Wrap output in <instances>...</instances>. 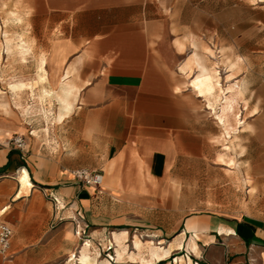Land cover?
<instances>
[{
	"label": "crops",
	"instance_id": "crops-1",
	"mask_svg": "<svg viewBox=\"0 0 264 264\" xmlns=\"http://www.w3.org/2000/svg\"><path fill=\"white\" fill-rule=\"evenodd\" d=\"M148 1L0 0V33L8 13L18 24L12 33L38 35L11 63L0 50V82L12 80L14 100L31 98L15 106L11 126L0 119V183H18L7 206L0 186V223L14 231L10 259L0 255V264H58L70 254L98 264L86 247L74 253L84 228L120 232L125 253L120 241L131 231L156 232L159 242L141 241L162 264L173 254L174 264H264V221L182 213L197 209L196 198L181 201L173 186L197 178L210 154L212 120L197 98L210 110L211 73L201 58L181 67L191 74L195 63L189 86L197 97L170 79L155 55L164 44H150L142 20ZM11 136L25 138V151L6 144ZM78 170L101 174V186L76 180ZM35 191L56 197L58 209L23 201Z\"/></svg>",
	"mask_w": 264,
	"mask_h": 264
},
{
	"label": "rangeland",
	"instance_id": "rangeland-1",
	"mask_svg": "<svg viewBox=\"0 0 264 264\" xmlns=\"http://www.w3.org/2000/svg\"><path fill=\"white\" fill-rule=\"evenodd\" d=\"M142 20L144 23L147 21L150 44H164L155 55L166 59L165 69L170 79L178 82L180 88L188 89L197 97L189 86V81L198 70L195 63L192 65L193 73H179L181 67L192 58H201L210 73L219 74L224 89L234 84L240 86L232 91L235 107L231 115V135L226 133L216 114L207 109L204 99L197 98L200 108L212 120L210 154L200 165L197 178L185 177L173 186L177 191L175 196L181 201L194 204L193 198H196L197 209L182 213L248 216L264 221V0H149ZM16 21L6 13V32L0 33V50L5 48L9 63L20 55L17 46L21 41L35 43L38 36L34 33H12L11 30L18 26H15ZM8 46L14 51L11 54ZM11 71V66L5 67L6 79L11 77ZM207 82L209 92L214 91L211 77ZM11 83L12 80L0 82L1 90L6 93L0 96V119H4L10 126L15 106H27L31 99L22 96L14 100ZM39 101L41 99L37 100L38 103ZM50 102L49 99L48 104ZM224 102V94H220L216 105L217 113ZM15 137L11 136L6 144L14 147L12 142ZM0 186L10 193L5 204L7 206L9 199L12 200L15 196L18 183H0ZM192 189L197 190L195 195L189 193ZM23 201H32L38 205L51 204L49 194L39 191L26 196ZM1 223L9 224L5 220ZM84 229L85 233L81 237L77 236L79 242L74 253L78 256L82 248L86 247L92 259L98 260V264H162L151 258L148 248L139 255L134 243L136 238L143 242L157 243L160 238L156 232L131 231L128 242L125 239L120 241L128 246L125 253V247L120 248L116 240V237H120V232L107 231L101 235L93 233L89 228ZM117 249L123 253L120 258ZM175 257L176 254H173L167 262L174 264ZM58 264L79 262L70 254Z\"/></svg>",
	"mask_w": 264,
	"mask_h": 264
},
{
	"label": "bare ground",
	"instance_id": "bare-ground-1",
	"mask_svg": "<svg viewBox=\"0 0 264 264\" xmlns=\"http://www.w3.org/2000/svg\"><path fill=\"white\" fill-rule=\"evenodd\" d=\"M16 38V37H15ZM22 43L20 45H18V51L19 54H21L23 57L29 53V49L26 46V43L24 41H21ZM11 45V44H10ZM16 46V45H15ZM9 47V46H8ZM16 50V51H17ZM12 48L9 47L8 48V52L9 54L12 53ZM14 52V51H13ZM20 55V56H21ZM27 56V55H26ZM195 57V56H194ZM193 59V58H192ZM191 64V63H190ZM186 65V64H185ZM186 67V66H185ZM203 71V70H202ZM182 72V71H181ZM186 72V71H185ZM184 72V73H185ZM212 72V71H211ZM217 72V71H216ZM198 73V72H197ZM204 74V72H202ZM206 78L208 79L209 77H211L212 81L214 82V87L215 89H217L216 91H211L208 93V95L206 96V100L208 103V108L210 109V111L214 112V114H216L218 120L225 126L226 130H227V134L231 135V131L233 130V125L231 124V115L232 112L234 110L235 107V97H234V93L232 91H234L235 89H239V84H234L232 86H229L228 88L224 89L221 83V78L219 76V74H215V73H211V74H207L205 72ZM24 77V76H23ZM13 78V77H12ZM196 79V78H195ZM4 83V82H3ZM26 84V83H25ZM25 84H21V87L25 88ZM70 85V84H69ZM20 86V85H19ZM11 88H13L11 86ZM16 88V87H15ZM23 88V89H24ZM28 88V87H27ZM67 88V87H66ZM70 88V87H68ZM17 90V89H16ZM12 91V90H11ZM72 91V90H71ZM70 92V91H69ZM228 93H231L229 96H227ZM69 94V93H68ZM220 94H224V104L221 107V110L219 113L216 112V105L219 102L220 99ZM63 95V94H62ZM72 95V94H71ZM74 95V94H73ZM60 96V95H59ZM58 96V97H59ZM67 96V95H66ZM70 96V95H69ZM72 99V98H71ZM204 99V98H203ZM65 100V99H64ZM33 101V100H32ZM62 102V100H60ZM34 102V101H33ZM71 102V101H70ZM68 107V106H67ZM62 108V107H61ZM41 115V114H40ZM239 122V121H238ZM25 174V173H24ZM21 175V174H20ZM29 179V178H28ZM21 181V179H20ZM23 183V182H22ZM24 184V183H23ZM25 186V185H24ZM32 189V188H31ZM25 190V189H24ZM22 192V191H21ZM25 192V191H24ZM6 209V208H5ZM5 211H0V218L1 216H3ZM127 232H124V237L127 238ZM121 239V237H120ZM127 240V239H126ZM119 243V242H118ZM135 246L137 248V251L139 252V255L143 254V251L145 249V245L140 241L139 238H136L135 241ZM166 246V245H165ZM121 247V245H120ZM119 250V249H118ZM134 255V253H132ZM164 254V253H162ZM161 254V255H162ZM123 253L119 252L118 256L119 258L122 257ZM164 256V255H163ZM89 257V256H88ZM92 262V259L90 260ZM81 262V260H80ZM183 262V261H182ZM82 264H91L89 261L85 260L84 258L82 259ZM93 264V263H92ZM95 264V263H94Z\"/></svg>",
	"mask_w": 264,
	"mask_h": 264
},
{
	"label": "built area",
	"instance_id": "built-area-1",
	"mask_svg": "<svg viewBox=\"0 0 264 264\" xmlns=\"http://www.w3.org/2000/svg\"><path fill=\"white\" fill-rule=\"evenodd\" d=\"M12 145L21 150L25 151L26 148V141L23 136H16L13 139ZM74 178L84 185L90 187H99L102 184V176L99 173H92L86 170H78L74 173ZM51 202L53 203L54 207L58 209L59 207V200L56 197L50 196ZM85 233V229H79L76 231V235L81 237L82 234ZM14 236V231L11 225L7 223H0V255L6 259H10V250L12 245V238Z\"/></svg>",
	"mask_w": 264,
	"mask_h": 264
}]
</instances>
